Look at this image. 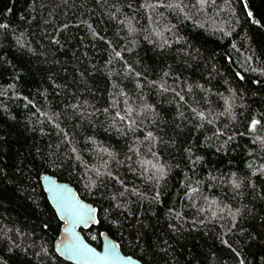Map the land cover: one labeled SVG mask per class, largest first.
I'll return each mask as SVG.
<instances>
[{"label":"trees","instance_id":"obj_1","mask_svg":"<svg viewBox=\"0 0 264 264\" xmlns=\"http://www.w3.org/2000/svg\"><path fill=\"white\" fill-rule=\"evenodd\" d=\"M43 173L97 248L264 264V0H0V264H74Z\"/></svg>","mask_w":264,"mask_h":264},{"label":"water","instance_id":"obj_2","mask_svg":"<svg viewBox=\"0 0 264 264\" xmlns=\"http://www.w3.org/2000/svg\"><path fill=\"white\" fill-rule=\"evenodd\" d=\"M41 185L47 199L53 206L58 218L62 221L59 234L54 242L56 253L63 259L74 264H144L136 257L122 252L120 246L107 233H101V245L99 248L90 244L84 237L81 229H87L97 221V209L88 201L78 196L76 189L69 182L57 179L55 176L43 173L40 176ZM56 187L62 191V198L53 197L51 188ZM86 213L88 223L80 220L78 212ZM75 243L86 250L81 255L70 250L69 244ZM113 246L115 254L109 255V246Z\"/></svg>","mask_w":264,"mask_h":264},{"label":"snow or ice","instance_id":"obj_3","mask_svg":"<svg viewBox=\"0 0 264 264\" xmlns=\"http://www.w3.org/2000/svg\"><path fill=\"white\" fill-rule=\"evenodd\" d=\"M200 3L201 4H203L204 3V0H200ZM257 123V121H253L252 122V124H253V126L255 125ZM236 187H239V185H236ZM51 191H52V193H53V197L54 198H57V199H61L62 198V191L63 190H61V189H58V188H56V187H53V188H51L50 189ZM78 215H79V217H80V220L83 222V223H85V224H87L88 223V219H86L85 217H86V213H84L82 210H80L79 212H78ZM69 248H70V250H72V251H75V252H77V253H79V254H81V255H85V254H87V252L88 251H90V250H86V249H84V248H82L80 245H78V244H75V243H70L69 244ZM109 255L110 256H112V255H114L115 254V252H114V248H113V246H109Z\"/></svg>","mask_w":264,"mask_h":264}]
</instances>
